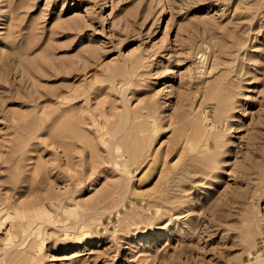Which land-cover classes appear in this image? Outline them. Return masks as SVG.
Listing matches in <instances>:
<instances>
[{
	"label": "rangeland",
	"instance_id": "rangeland-1",
	"mask_svg": "<svg viewBox=\"0 0 264 264\" xmlns=\"http://www.w3.org/2000/svg\"><path fill=\"white\" fill-rule=\"evenodd\" d=\"M0 264H264V0H0Z\"/></svg>",
	"mask_w": 264,
	"mask_h": 264
},
{
	"label": "bare ground",
	"instance_id": "bare-ground-1",
	"mask_svg": "<svg viewBox=\"0 0 264 264\" xmlns=\"http://www.w3.org/2000/svg\"><path fill=\"white\" fill-rule=\"evenodd\" d=\"M160 19H162V17L160 18ZM212 109V108H211ZM204 129V128H203ZM204 131V130H203ZM202 136V135H201ZM212 140V139H211ZM195 143V142H194ZM208 145V144H207ZM209 145H210V143H209ZM138 168V167H137Z\"/></svg>",
	"mask_w": 264,
	"mask_h": 264
}]
</instances>
